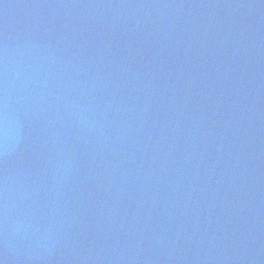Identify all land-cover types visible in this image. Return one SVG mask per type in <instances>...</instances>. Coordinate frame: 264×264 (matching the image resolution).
<instances>
[{
	"label": "water",
	"instance_id": "1",
	"mask_svg": "<svg viewBox=\"0 0 264 264\" xmlns=\"http://www.w3.org/2000/svg\"><path fill=\"white\" fill-rule=\"evenodd\" d=\"M3 264H264V0H0Z\"/></svg>",
	"mask_w": 264,
	"mask_h": 264
},
{
	"label": "snow or ice",
	"instance_id": "2",
	"mask_svg": "<svg viewBox=\"0 0 264 264\" xmlns=\"http://www.w3.org/2000/svg\"><path fill=\"white\" fill-rule=\"evenodd\" d=\"M0 264H3V262H2V261H0Z\"/></svg>",
	"mask_w": 264,
	"mask_h": 264
}]
</instances>
